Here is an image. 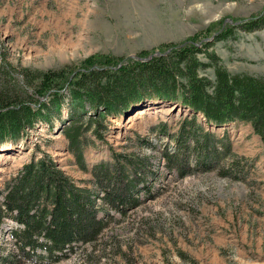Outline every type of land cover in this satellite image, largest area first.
<instances>
[{
	"label": "rangeland",
	"instance_id": "obj_1",
	"mask_svg": "<svg viewBox=\"0 0 264 264\" xmlns=\"http://www.w3.org/2000/svg\"><path fill=\"white\" fill-rule=\"evenodd\" d=\"M260 15L264 0H0V75L31 95L26 72L79 67L94 55L158 53L197 34L213 40L223 27ZM211 50L231 73L264 78V29L248 31L236 24ZM200 72L214 78L213 68ZM67 93L59 112L51 98L36 96L51 108L49 121L26 129L16 145H5L11 153L0 152V190L34 157H51L76 186L91 190L95 166H129L128 159L137 158L145 162L138 178L153 196L143 189L139 207L126 215L110 211L115 217L97 244L54 264H264V142L250 124L216 127L197 117L200 133L211 134L218 148L230 144L221 165L232 159L239 165L229 177L218 169L180 177L166 157L178 153L177 135L192 119L176 108L180 103L141 105L102 121L87 108L79 122L80 160L63 132L71 123ZM13 225L7 218L0 223L4 254L15 249L9 235ZM22 264L40 263L25 259Z\"/></svg>",
	"mask_w": 264,
	"mask_h": 264
},
{
	"label": "trees",
	"instance_id": "obj_2",
	"mask_svg": "<svg viewBox=\"0 0 264 264\" xmlns=\"http://www.w3.org/2000/svg\"><path fill=\"white\" fill-rule=\"evenodd\" d=\"M236 24L248 31L262 30L264 15L223 27L211 41L197 34L182 43L164 45L158 53L141 52L135 58L94 55L79 67L35 75L26 72L28 86L34 87L31 95L28 88H20L0 75V152L5 145H16L24 138L26 129L49 121L51 108L44 101L38 102L36 96L51 98L52 108L59 112L64 92H68L71 123L63 132L80 160L83 130L79 122L87 108L102 121L141 105L180 103L175 106L186 109L192 119L183 123L177 135L178 153L166 154L168 165L180 177L214 169L229 177L235 163L239 165L233 159L229 165H221L230 156V144L218 148L211 134L200 133L203 127L197 117L216 127L234 122L250 124L264 142V78L231 73L211 50L233 33ZM210 68L214 69L213 79L200 72ZM165 128L162 125L161 131ZM134 159H128L129 166L121 162L111 167L95 166L91 171L94 190L76 186L49 156L34 157L24 164L0 190V223L7 218L14 224L9 235L15 246L6 254L0 251V264H22L25 259L59 263L77 249L97 244L109 226L108 219L115 217L110 211L126 215L136 209L141 204L138 193L143 189L153 196L149 184L138 178L145 162Z\"/></svg>",
	"mask_w": 264,
	"mask_h": 264
},
{
	"label": "water",
	"instance_id": "obj_3",
	"mask_svg": "<svg viewBox=\"0 0 264 264\" xmlns=\"http://www.w3.org/2000/svg\"><path fill=\"white\" fill-rule=\"evenodd\" d=\"M210 41H211V40H210ZM138 108H139V107H138ZM176 108H177V109H178V108H181L182 110H184L182 107H179V106H177ZM185 110H186V109H185ZM11 151H12V150L10 149V152H9V153H11Z\"/></svg>",
	"mask_w": 264,
	"mask_h": 264
}]
</instances>
